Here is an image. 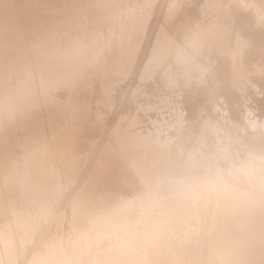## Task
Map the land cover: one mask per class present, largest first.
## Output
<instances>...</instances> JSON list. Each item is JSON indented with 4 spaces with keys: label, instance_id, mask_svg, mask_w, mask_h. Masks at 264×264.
<instances>
[{
    "label": "bare ground",
    "instance_id": "6f19581e",
    "mask_svg": "<svg viewBox=\"0 0 264 264\" xmlns=\"http://www.w3.org/2000/svg\"><path fill=\"white\" fill-rule=\"evenodd\" d=\"M264 0H0V264H264Z\"/></svg>",
    "mask_w": 264,
    "mask_h": 264
},
{
    "label": "clouds",
    "instance_id": "9594fccd",
    "mask_svg": "<svg viewBox=\"0 0 264 264\" xmlns=\"http://www.w3.org/2000/svg\"><path fill=\"white\" fill-rule=\"evenodd\" d=\"M256 163H264V157H255L249 155L244 159L236 161L231 169L230 175L238 179L251 181L254 177Z\"/></svg>",
    "mask_w": 264,
    "mask_h": 264
}]
</instances>
